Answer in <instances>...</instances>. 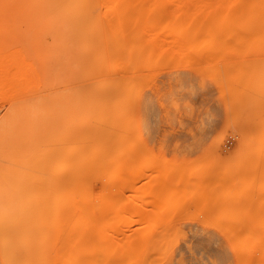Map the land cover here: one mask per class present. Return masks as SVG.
<instances>
[{
  "label": "rangeland",
  "instance_id": "rangeland-1",
  "mask_svg": "<svg viewBox=\"0 0 264 264\" xmlns=\"http://www.w3.org/2000/svg\"><path fill=\"white\" fill-rule=\"evenodd\" d=\"M256 5L0 0V264H264Z\"/></svg>",
  "mask_w": 264,
  "mask_h": 264
},
{
  "label": "bare ground",
  "instance_id": "bare-ground-1",
  "mask_svg": "<svg viewBox=\"0 0 264 264\" xmlns=\"http://www.w3.org/2000/svg\"><path fill=\"white\" fill-rule=\"evenodd\" d=\"M255 3L260 10L264 11V0H242V7L251 8ZM1 126L2 124H0V127ZM132 132L133 131H131L130 133L124 132L120 141H125L130 135H132ZM148 205H150V201H148L147 199H143L141 202H139V204H137V207L143 209Z\"/></svg>",
  "mask_w": 264,
  "mask_h": 264
}]
</instances>
